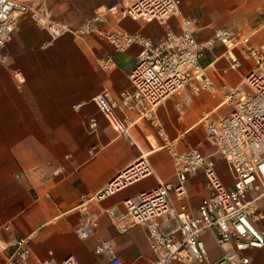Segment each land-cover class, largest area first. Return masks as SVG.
<instances>
[{
  "label": "crops",
  "instance_id": "1",
  "mask_svg": "<svg viewBox=\"0 0 264 264\" xmlns=\"http://www.w3.org/2000/svg\"><path fill=\"white\" fill-rule=\"evenodd\" d=\"M20 1L32 7L37 20L24 17L1 53L8 63H0V227L10 223L19 237L30 238V264L50 259L61 263L69 257L79 264H106L105 257L94 254L98 240L111 243L126 264H152L155 256L146 231L130 226L124 201L156 188L159 182H177L169 149L183 153L199 147L214 162L223 182L232 185L225 162L204 143L203 122L205 117L229 115L227 91L253 69V60L236 50L242 67L225 73L229 67L226 48L216 43L201 65L217 93H201L183 113L178 107L181 97L167 99L156 110V126L133 116L135 145L113 129L94 98L104 93L117 98L130 89L129 75L142 47L134 44L119 52L100 33L140 34L156 43L164 36L165 26L107 13L100 33L79 36L75 31L84 23L122 1ZM181 1L182 14L198 19L195 37L199 42L211 39L214 29L229 28L250 36L253 45L264 46V0ZM51 23L59 27L58 33L49 29ZM169 24L176 26V18ZM108 58L114 66L104 69L98 61ZM92 118L99 123L96 135L88 131ZM142 155L149 159L156 177L145 178L102 202L84 203L85 196L99 192ZM186 191L177 204L185 203L197 215L208 197L202 170L189 176ZM260 207L264 211V202ZM85 208L98 218L99 225L93 237L80 240L76 229ZM259 227L264 231V224ZM202 238L210 261L219 260L224 248L213 233L205 232ZM8 253L0 254V264L6 262ZM248 257L249 264H264V249L252 250Z\"/></svg>",
  "mask_w": 264,
  "mask_h": 264
},
{
  "label": "built area",
  "instance_id": "2",
  "mask_svg": "<svg viewBox=\"0 0 264 264\" xmlns=\"http://www.w3.org/2000/svg\"><path fill=\"white\" fill-rule=\"evenodd\" d=\"M105 12L97 13L84 23L75 34L79 36L99 32L110 13L130 17L147 23L165 26L164 36L152 42L140 34H102L119 52L134 44L142 51L134 70L130 73V89L117 98L107 93L98 95L94 102L115 131L136 145L132 135L133 116L148 120L155 126L156 110L167 99L181 97L180 111L203 92L216 94L217 90L205 74L201 59L216 43L226 48L228 70L237 71L242 63L234 55L239 50L250 57L254 67L234 89L228 90L225 103L230 106L228 116L204 118L205 142L226 163L232 176V185L221 179L214 162L199 147L179 153L169 149L172 156L175 184L159 182L152 190L124 201L125 217L130 226H141L155 260L152 264H249L248 252L264 249V221L260 201L264 198V46L251 43V37L233 29L217 28L211 39L199 42L195 37L198 19L181 12V0H121ZM37 20L32 7L20 0H0V63L7 64L3 49L12 42L24 17ZM176 18V26L170 20ZM53 34L59 27L49 25ZM104 69H111V59L98 61ZM99 123L90 119L88 131L96 135ZM162 134V130H159ZM95 154L94 151L90 152ZM202 170L208 197L203 199L197 215L185 203L186 183L190 175ZM156 177L146 155L129 166L99 192L83 198L85 204L99 203L124 189L148 178ZM175 195V198L172 196ZM84 218L76 229L80 240L93 237L99 225L98 218L84 209ZM171 222L174 225H171ZM212 232L218 245L224 248L223 256L210 261L203 234ZM3 235L6 238H3ZM9 252L4 264H30L32 249L30 238L19 237L10 223L0 227V254ZM94 254L105 257L106 264H126L115 253L111 243L98 240ZM43 264H79L69 257L61 263L50 259Z\"/></svg>",
  "mask_w": 264,
  "mask_h": 264
},
{
  "label": "rangeland",
  "instance_id": "3",
  "mask_svg": "<svg viewBox=\"0 0 264 264\" xmlns=\"http://www.w3.org/2000/svg\"><path fill=\"white\" fill-rule=\"evenodd\" d=\"M203 125H204V122H203ZM204 143L206 144V142L204 141ZM226 164V163H225ZM225 173H226V175L228 176V177H230V172H229V170H228V167H227V165H225ZM264 202V199H262L261 201H260V204L261 203H263ZM260 224H264V221L262 222V223H260ZM214 248V247H213ZM216 252H218L219 251V249L215 246V249H214Z\"/></svg>",
  "mask_w": 264,
  "mask_h": 264
}]
</instances>
